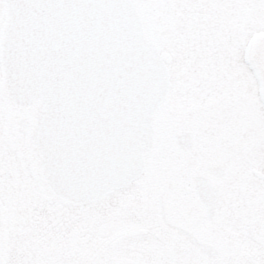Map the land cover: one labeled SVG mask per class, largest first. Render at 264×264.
Masks as SVG:
<instances>
[{
	"label": "flooded vegetation",
	"instance_id": "af4514ba",
	"mask_svg": "<svg viewBox=\"0 0 264 264\" xmlns=\"http://www.w3.org/2000/svg\"><path fill=\"white\" fill-rule=\"evenodd\" d=\"M151 1L138 13L169 88L142 172L90 203L59 199L43 182L54 200L0 203V264H236L244 246L259 251L251 264H264V97L255 67L264 0ZM8 106L29 149L30 117ZM0 178V194L25 191L5 163Z\"/></svg>",
	"mask_w": 264,
	"mask_h": 264
},
{
	"label": "water",
	"instance_id": "95a60500",
	"mask_svg": "<svg viewBox=\"0 0 264 264\" xmlns=\"http://www.w3.org/2000/svg\"><path fill=\"white\" fill-rule=\"evenodd\" d=\"M4 91L31 109L40 177L84 203L136 178L168 73L130 0H5ZM256 66L264 94V46Z\"/></svg>",
	"mask_w": 264,
	"mask_h": 264
},
{
	"label": "rangeland",
	"instance_id": "374dc122",
	"mask_svg": "<svg viewBox=\"0 0 264 264\" xmlns=\"http://www.w3.org/2000/svg\"><path fill=\"white\" fill-rule=\"evenodd\" d=\"M134 2L136 3V5L139 4V7H142V9L146 8L148 5L150 6L153 5L151 3L152 2L151 0H134ZM144 16L147 18V15ZM3 18H4V5L0 1V28L2 26ZM159 39L160 40L157 41L160 42V48L163 49L164 45L162 43V38L159 37ZM171 98L175 99V97H171ZM167 100L168 99H166L160 105L159 108L160 110H158L159 113L160 111L164 110L165 105H167L168 103ZM23 112L24 113H22L21 115H23L24 120L27 122V120L30 117V109H25L23 110ZM8 113L13 114L16 112L14 111L13 108L8 106L7 100L3 93V87L0 79V168L3 165V163H5L8 166L9 172L12 174L14 179L20 177L21 182L25 189V191H20L18 193L15 192V190L17 189L13 188V186H10V189L4 187L2 194H0L1 197L0 203L5 204L7 201L12 203V201L17 202L20 200H24L26 199V194L28 195L30 201L32 202L31 206H33V202L35 201L44 202V203L50 202L54 200V198H52L47 193V191L44 188H42V182L41 181L39 182V179L34 178L28 172L27 167L29 168L32 167L34 169V166L30 164V155L32 154V152L30 148L28 149L25 139H22V136H20V134H17L15 130L11 128V126L9 125V122L6 117ZM164 138H165L164 134L160 133L159 140H164ZM254 139L260 140L259 135H256ZM15 220L18 222V224L20 223L19 220L17 219ZM29 220H31V217H29ZM6 227L9 232H15L16 229L15 224L8 223ZM244 248H245V254H247V256L245 257L244 255L241 256L240 258L236 257V264H251V262H249L251 259H254L255 257L258 259V255H259L258 250L257 252H255L251 247L244 246Z\"/></svg>",
	"mask_w": 264,
	"mask_h": 264
}]
</instances>
